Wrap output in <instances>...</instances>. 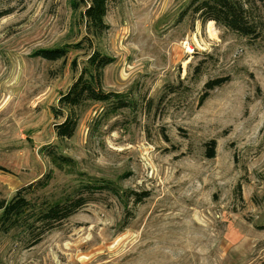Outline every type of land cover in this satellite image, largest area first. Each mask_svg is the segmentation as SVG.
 <instances>
[{
	"label": "rangeland",
	"instance_id": "rangeland-1",
	"mask_svg": "<svg viewBox=\"0 0 264 264\" xmlns=\"http://www.w3.org/2000/svg\"><path fill=\"white\" fill-rule=\"evenodd\" d=\"M189 1L111 3L95 35L82 0H0V201L47 174L37 205L103 180L120 193L92 188L32 247L22 229L0 232V264H264V0H245L258 39L183 15ZM64 47L65 60L36 56ZM95 52L113 59L103 91L132 106L87 103L61 140L60 99Z\"/></svg>",
	"mask_w": 264,
	"mask_h": 264
},
{
	"label": "trees",
	"instance_id": "trees-1",
	"mask_svg": "<svg viewBox=\"0 0 264 264\" xmlns=\"http://www.w3.org/2000/svg\"><path fill=\"white\" fill-rule=\"evenodd\" d=\"M121 0H82L85 7L84 17L87 20L88 27L95 35L103 34L107 30L106 17L111 3ZM253 7L245 0H190L183 15L191 14L198 16L205 24L207 22H216L233 33L242 37L258 39L263 34V21L260 16H255ZM10 14V13H8ZM7 12L0 11V19L8 15ZM68 50L64 48L54 50H42L36 56L50 61H59L68 56ZM113 59L95 52L87 62L86 66L73 86L61 99L62 109H68L70 114L66 120L56 126V133L59 139H71L76 135L80 118L77 115V109L82 108L87 103H108L112 106V113L124 108H130L132 103L120 94L106 93L101 88L104 70L113 63ZM226 81L216 79L210 81L205 86V95L203 100L208 98L211 91L222 86ZM62 110L57 112L61 115ZM216 140H212L206 145L208 158L216 156ZM48 155L56 165H68L70 161L64 156L58 154L55 150H48ZM52 180V175L47 174L38 182L22 188L10 201H0V232L8 234L9 232L22 229L27 233L35 246L43 237L57 228L65 220L74 216L79 210L91 203L92 188L97 187L100 190L111 191L119 195L112 183L100 181L101 183H90L80 187L74 194L57 200L43 199L41 203H35L29 199V194L36 190L48 188ZM96 184V185H94ZM83 191V192H82ZM99 191V190H98Z\"/></svg>",
	"mask_w": 264,
	"mask_h": 264
},
{
	"label": "bare ground",
	"instance_id": "bare-ground-1",
	"mask_svg": "<svg viewBox=\"0 0 264 264\" xmlns=\"http://www.w3.org/2000/svg\"><path fill=\"white\" fill-rule=\"evenodd\" d=\"M213 22H211L210 24H212Z\"/></svg>",
	"mask_w": 264,
	"mask_h": 264
}]
</instances>
